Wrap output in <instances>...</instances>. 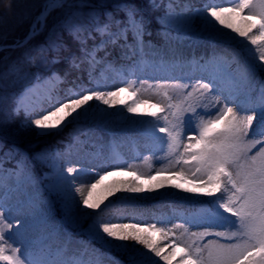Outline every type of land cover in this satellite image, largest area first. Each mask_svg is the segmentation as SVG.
Returning <instances> with one entry per match:
<instances>
[{
  "label": "snow or ice",
  "instance_id": "1",
  "mask_svg": "<svg viewBox=\"0 0 264 264\" xmlns=\"http://www.w3.org/2000/svg\"><path fill=\"white\" fill-rule=\"evenodd\" d=\"M65 3L66 0H47L45 11L33 24L29 38L36 34L38 26L43 27V18L48 11L55 7H63ZM222 3L231 6L222 7L220 6ZM0 4L10 8L11 0H0ZM242 13L246 15L242 16ZM197 15L203 26L210 31L224 35H231L234 32L239 37H244L248 43L247 54L253 65L264 68V0H209L202 11L198 10ZM165 16L169 19L173 18L171 5ZM237 17L245 27H239L232 22ZM70 21L71 17L64 22V26L67 27ZM113 28L116 30L113 31ZM225 29L231 31L225 32ZM67 30L81 45L82 55L72 58V67L79 69L82 64L87 63L90 78L95 66L102 63L97 59L96 53L109 44H116L120 39L127 42L129 32L132 33L137 48L140 51L143 50L145 23L142 17L137 19L133 9H128L126 21L110 18L106 23L97 24L94 31L101 40L99 43H94L92 48L87 46L88 39L95 40L90 33L85 36V30L78 25L67 27ZM28 62L35 61L29 59ZM209 63L213 70L207 73L208 82H204L203 78L197 79L192 85L169 83L167 80L154 85L142 81L137 87L135 80L125 78L123 82L126 86L118 87L115 91L100 90L106 87L100 83H97L94 88H80L79 91L69 89L65 98L56 100L49 109L37 110L25 104L24 96L17 101V111L23 110L29 116L36 115L37 118L30 119L29 124L38 129V134L47 135L52 130L59 129L67 117H71L69 121L71 123L94 115L95 110L89 104L90 101L95 100L111 107L116 103L113 98L129 89L133 94L151 91L153 95L159 97L158 103L152 106L163 115L158 116L157 112H152L150 115L156 118L155 121H140V123L152 124L149 134L167 145L165 159L168 162L158 170L157 175L170 172L179 166L180 170L176 175L183 177L186 172L193 181L214 186L207 193L208 195L220 193L213 201L207 202L214 205L213 209H201L189 221L195 227H204V231L189 232L187 228H184L183 232L176 235L172 229L158 228L156 224L142 227L140 223L104 222V217L99 212L88 213L87 209H101L104 200L120 190L118 186L110 188L105 196L94 199L98 186L103 183L105 176L112 174L111 172L104 171L103 174L96 172L95 175L99 176V179L90 185L79 186L76 185V180L84 169L67 167L60 170L57 176L58 193L66 202H76L75 194H79L80 199L77 203L80 205L79 211L82 214L80 218L96 217L89 226L93 237L128 251L130 264H159L155 257L171 264L173 253L165 254L164 249L150 238L155 233H162L165 239L172 237L173 252L182 253L184 264H264V83L261 85L258 103L252 104L248 99H241V93L233 90L226 91L221 87L226 76L232 77L234 71H240L239 67L232 68L234 61L220 58ZM195 66L204 67L198 64ZM128 71L135 74L134 69H128ZM244 71L247 74L251 70ZM21 72L22 69L15 64L10 66L7 72H0V87L10 75L21 78ZM36 79L39 81L40 77L37 76ZM62 82V78L57 73H52L45 81L46 84ZM214 89L219 96L214 94ZM30 94H34L32 90L24 95ZM220 96H223V99H220ZM245 96L248 97L250 94L246 93ZM46 99L52 100L51 89L48 90ZM2 100L3 97L0 96V102ZM142 102L146 101L137 95L132 104ZM233 104L236 107L231 106ZM125 107L129 113L137 111L131 104H126ZM212 109H216L214 114ZM53 118H56L55 122ZM160 122H163V127H157ZM158 133L165 135L158 136ZM3 162L4 158L0 157V170H2ZM21 166L22 162H19L18 167ZM117 170L122 169L119 166L113 168V171ZM141 175L148 174L141 173ZM136 179L139 180V177L137 176ZM124 187L132 193L144 191L135 181L125 184ZM157 187H163V185H157ZM175 187L180 188L181 185H175ZM185 190L197 193L203 188ZM7 211L8 217L5 216V203L2 197V186H0V264H86L83 259L86 250L80 256L75 254L67 256V249H57L55 253L44 248L39 252L33 251V242L28 236V229L31 226L27 220L22 222L20 219L9 223L8 220L13 219L12 210L9 208ZM219 221L226 223L221 224ZM17 226H19L17 231L6 238V234ZM173 227L182 226L174 225ZM215 227L235 228V230L213 232L211 229ZM211 236L223 238L225 242L220 243L218 239H209L201 246L199 242ZM127 241L135 243L131 245L117 243ZM17 243L21 247L15 246ZM137 244L143 245V249L137 248ZM181 244L184 245L183 248L180 247Z\"/></svg>",
  "mask_w": 264,
  "mask_h": 264
},
{
  "label": "rangeland",
  "instance_id": "2",
  "mask_svg": "<svg viewBox=\"0 0 264 264\" xmlns=\"http://www.w3.org/2000/svg\"><path fill=\"white\" fill-rule=\"evenodd\" d=\"M209 0H205L204 7L208 4ZM150 11L153 13L151 29L157 28L160 34L163 36H171V43L167 41L164 44H158L152 40L143 37V50L140 51L134 43V38L127 39L120 45L123 48V52L128 51V56L135 57V64L113 68L111 64H107L108 70H102L106 82L109 84V91H115L118 87H125L123 82L126 79L135 80L137 87L140 82L146 81L148 84L163 83L167 80L169 83H181V84H195L197 79H204V82H208L206 79L207 73L212 71V62L214 59H220L222 57L231 58L234 54V47L238 42H244L245 47H248V43L244 37H239L237 33L232 32L231 35H224L214 31L206 29L203 24L200 29L196 30L195 19L193 14L189 12L190 5H183L179 0H155L154 3L150 2ZM172 6L173 18L169 19L165 16V13L170 10ZM222 7H230L231 5L222 3ZM155 13V15H154ZM246 15V13L241 14ZM190 17V19H185ZM149 15V19H150ZM138 19V18H137ZM239 27H245L239 17L232 21ZM158 24L157 26H154ZM156 30V29H155ZM197 31V32H195ZM231 30L225 29V32ZM255 31V30H254ZM129 34V33H128ZM127 34V36H128ZM192 36V37H189ZM174 43V47L172 46ZM204 56L205 62L199 60L200 57ZM98 60L101 57L97 56ZM210 57V59H208ZM161 61H163L161 63ZM107 62V59H106ZM202 65L203 68L196 67L195 65ZM128 69H134L135 74H131ZM189 74L188 76H186ZM198 74L199 78H195ZM48 78L40 79L30 86H27L25 90L20 94L17 101L24 96V103L31 107L39 110L49 109L56 100H60L59 97L54 98V101L49 105L46 104V96L48 90L52 89L55 84H46L45 81ZM229 77L224 78L221 87L227 90H233L241 93V99H248L252 104L253 101L249 96L246 97L245 86L237 85L232 87L228 85ZM147 87V84H145ZM32 90L34 94L25 96L24 94ZM190 90V89H189ZM214 94L219 96V93ZM137 95L141 96V99L147 102V105L142 103L132 104V101L137 98ZM52 96V95H51ZM120 99L123 104H131L132 107L136 108V114L139 115L137 119V126L133 131L123 139L119 138V132H115L113 135L106 133L102 130H93L89 136V140H99L100 142H107L105 147L98 150H85L81 143H77L75 150L68 149L66 152L55 155V163L52 167V171L42 176V180L37 181L30 170L25 166L18 167V163L10 164L8 166L2 164V170H0V186H2V197L5 203V216L8 217L9 213L7 209H11V216L13 219H9V223H14L15 219H20L22 222L27 220L31 226L28 229L29 239L33 240H45L48 243L47 249H50L53 253L57 249H67L66 255L80 256L81 253L86 254L83 259L86 264H116L115 260L107 257H101L99 250L93 246H85L84 243L78 239L67 238L62 230L56 229L55 220L50 215L51 205L45 201H41L39 198V192L41 188L49 189L53 193H58L57 189V176L60 170L66 169L67 167H76L78 169H84V172L80 174V177L76 180V185L81 184L90 185L94 183L99 176L95 175L96 172L103 174L104 171H109L112 174L105 176V179L101 185L98 186L94 199H99L107 194L110 188L123 187V191H117L113 195L108 196L104 203L101 205L103 212H106L111 206L117 204L118 210L110 217L105 219L104 222L113 223L116 219L122 218L124 224H136L140 223L141 226L149 224H159L161 220H164L169 227L179 235L183 232L184 228H187L189 232H201L204 231V227H195L189 221L193 215H185L180 209H175L171 205H165L163 208H153L143 213L140 217L130 213V207L128 204L132 202L130 194L124 185L135 181L140 187L144 189L142 193L145 195H160L161 197H168L176 203H178L183 195H192L194 192L186 191L189 188H203L202 182L193 181L192 177L187 175L178 176L176 173L180 170L179 166L173 168L172 171L166 173H160L157 175L158 170L167 164L165 159L166 153H161L162 147L165 145L159 139L149 134V129L153 127L152 124L140 123V121H155V117H152L150 113L157 112V115H163L159 113L157 108L152 105L157 104L159 97L153 95L150 92L142 94H133L132 90L129 89L125 92L119 93L116 96ZM223 99V96H220ZM89 104L95 110L94 115H90L85 119L97 120H110L109 117L105 116L104 111L100 104L96 101H90ZM236 107L235 104L231 105ZM87 107V106H85ZM17 110V103L15 106ZM78 111H80L78 109ZM199 111V110H198ZM216 109H212L214 114ZM37 118L36 115H26L22 123L31 129H38L34 125L29 124L30 119ZM171 119V117H169ZM56 118H53L55 122ZM71 117H67L66 120L60 125L59 129L64 128L68 125ZM159 127V124L157 125ZM58 130V129H55ZM52 130L51 132L55 131ZM191 134V133H189ZM158 136L160 135L158 133ZM113 138H117V141H112ZM187 142V141H185ZM259 147V145L257 146ZM182 151V148H181ZM255 151V150H254ZM131 165L132 167H127ZM119 166L122 170L113 171V168ZM141 173H147L148 175H141ZM137 176L139 180H137ZM150 177H155L150 178ZM163 185V188L157 187V185ZM175 185H181L180 188H176ZM125 193V194H124ZM198 193V192H197ZM80 197L79 194H75V201L73 203L66 202L65 212L67 214V220L75 223V216L79 211L80 205H78ZM111 202V203H110ZM108 205V207H105ZM101 209L93 210L87 209L88 213L98 212ZM202 209H212L204 207ZM102 213H100L101 215ZM95 216H92L90 223H93ZM224 224L225 221H219ZM174 225H181L180 228H174ZM213 232H224L234 231L235 228L228 227H215L211 229ZM11 235V232L6 234ZM57 237L62 238L63 241L59 242L56 240ZM151 239L156 241L159 247L164 249V253L168 254L172 252L171 249L165 243H158L156 233L150 236ZM209 239H218L220 243H224L223 238H217L215 236L205 237L199 243L201 246L207 243ZM12 242L11 240L9 241ZM15 246L21 247L20 244ZM174 248V245L172 246ZM181 248L184 245H180ZM180 259L173 255L171 258V264H184L182 260V253L179 254ZM159 264H167V262L161 260L159 257H155Z\"/></svg>",
  "mask_w": 264,
  "mask_h": 264
},
{
  "label": "trees",
  "instance_id": "3",
  "mask_svg": "<svg viewBox=\"0 0 264 264\" xmlns=\"http://www.w3.org/2000/svg\"><path fill=\"white\" fill-rule=\"evenodd\" d=\"M45 1L11 0L10 8L0 4V46H3L0 49V72H7L14 64L22 69L21 78L18 79L15 75H10L0 87V96L3 97L0 102V157H3L7 164L14 160L22 161L32 170L36 178L52 169L56 151L62 152L76 139H83L91 128L104 126L108 130L124 129L133 125L138 115L127 112L125 105L121 104L117 97H114L116 103L111 107L96 101L102 109L106 110L104 111L105 116L110 120L93 118L71 122L62 129L41 135L35 129L26 127L22 123L25 119L23 112H16L14 109L16 98L27 85L34 81L36 76H50L53 72L62 78L63 82L56 84L61 89L68 90L69 85L78 90L86 88V86L94 88L99 82L89 77L87 63L82 64L79 69L72 67V58L82 55L81 45L69 33L67 27L78 25L85 30V36L90 33L92 37H95V40L88 39L87 41L88 48H92L99 37L94 31L97 24L108 22L110 18L116 21L118 19L125 21L128 9H133L136 15H141L147 22V12L142 8L149 10L148 3L150 2V0H66L63 7L51 10L46 17L45 24L36 34L32 35L27 42L20 44L30 32L34 20L43 10ZM195 16V27L199 29L202 23L199 16L197 14ZM70 17L71 21L65 27L64 22L68 21ZM29 59H33L35 62L29 63ZM262 75L264 76V68ZM100 90L107 91V87ZM105 124L107 125L105 126ZM119 188L123 191V187ZM209 191L211 189L201 194L184 195V198L194 199L192 202L186 201L187 205L184 206L193 209L201 201L211 200V195L207 194ZM40 197L51 205V214L56 219L58 228L68 235L73 234L82 238L87 244L100 247L102 252L116 256L125 264H130L128 251L113 245L104 246L100 240L93 237L89 231L90 219H81L80 211L75 217L77 222L69 223L65 213L66 201L59 193H52L42 188ZM130 197L137 200V204H135L137 206L156 198V195L132 193ZM108 213L110 214L112 211ZM157 238L159 243L169 245L167 241L170 237L165 239L162 233H157ZM31 241L33 242V251L38 252L44 247L42 242ZM117 243L131 245L135 242ZM136 247L143 249V245L137 244ZM172 253L180 258V255L173 250Z\"/></svg>",
  "mask_w": 264,
  "mask_h": 264
}]
</instances>
